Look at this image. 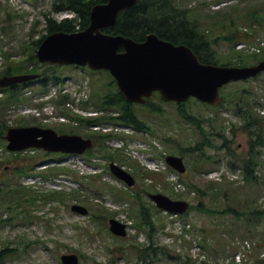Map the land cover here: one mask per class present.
Segmentation results:
<instances>
[{"label":"rangeland","instance_id":"1","mask_svg":"<svg viewBox=\"0 0 264 264\" xmlns=\"http://www.w3.org/2000/svg\"><path fill=\"white\" fill-rule=\"evenodd\" d=\"M179 3L210 38H223L211 44L221 64L234 59L239 54L237 50L244 55L256 54L247 48L260 46L264 40V0ZM54 6L55 0H0V78L8 72L25 73L20 65L29 66L28 73L48 69L35 62L36 40L48 33L49 17L58 21L76 17L73 11H56ZM257 53L263 54L264 48ZM51 70L62 81L58 80L57 85L50 82V103L45 95L38 94L42 89L37 82L31 85L32 93L30 86L22 89L17 101L11 90L0 91V135L6 127L20 126L23 121L54 128H71L64 126L66 123L79 125L69 117H59L54 99L60 93H69L74 99L65 105L71 114L92 116L106 112L95 109L97 93L118 90L107 72L72 66ZM80 84L86 91L77 99ZM242 88L253 91L250 100L264 113V73L256 79L227 85L222 92L226 101L217 109L195 99L185 105L187 112L204 120L201 125L206 134L181 115L175 102L155 96L154 105L132 103L136 115L145 123L143 129L114 121L91 125L90 130L77 129L80 134L102 129L126 137L107 138L105 144L96 145L91 155L40 158L42 162L30 174L36 175L52 164L66 168L62 175L51 178L37 179L16 172L33 161H28L29 154L37 155L38 151L15 158L0 137V177L5 178L0 180V252L7 253L1 264H62L64 253H77L81 264H181L172 255L164 254L161 247H153L148 259L141 258L140 248L152 242L155 246L168 245L173 253H189L202 264H255L257 258L263 260L264 146H253L251 135L239 128L241 121L234 112V102ZM90 96L93 102L84 109L81 102ZM109 110L116 116L123 111V105L113 104ZM104 151L114 155L113 161L135 176L134 186L110 171L112 158L105 157ZM169 154L184 156L185 173L168 167ZM249 157L254 158V174L245 170ZM53 190L63 191L64 199L44 197ZM157 192L196 206L187 215L173 217L149 197V193ZM74 203L89 208V215L72 211ZM204 207L212 212L204 211ZM107 210L111 213L102 215ZM94 213L99 216L94 218ZM149 216L155 229L144 223ZM112 217L128 224L127 236L120 238L110 231ZM245 252L248 255L243 257Z\"/></svg>","mask_w":264,"mask_h":264},{"label":"water","instance_id":"2","mask_svg":"<svg viewBox=\"0 0 264 264\" xmlns=\"http://www.w3.org/2000/svg\"><path fill=\"white\" fill-rule=\"evenodd\" d=\"M138 0H108L97 4L91 11L88 28L77 32L57 31L49 34L40 44L36 55L41 62L77 64L93 69H108L131 102H146L156 90L165 100L187 101L195 96L211 105L222 102L220 87L233 81L247 79L264 71V59L250 66H228L204 63L191 47L174 44L151 32L145 41H136L122 34H112L104 28L114 26L120 13L134 6ZM37 74L6 75L1 86H10L36 78ZM10 150H23L31 146L48 150L81 153L94 145V140L80 135L59 134L50 128L38 126L13 127L8 130ZM168 162L185 171L183 158L167 157ZM112 171L129 185L136 180L131 173L111 163ZM159 207L183 213L189 208L184 200H173L157 193L150 195ZM72 209L87 214L88 209L74 204ZM111 230L120 236L127 234L126 225L112 218ZM65 264H80L77 254H64Z\"/></svg>","mask_w":264,"mask_h":264},{"label":"trees","instance_id":"3","mask_svg":"<svg viewBox=\"0 0 264 264\" xmlns=\"http://www.w3.org/2000/svg\"><path fill=\"white\" fill-rule=\"evenodd\" d=\"M107 0H55V10H68L73 11L76 14L74 18H64L61 21L53 17H49L47 20L48 33L56 32V31H65V32H73L76 30L85 29L90 24V15L92 7L98 3H104ZM108 32L112 33H121L126 36H130L135 40L142 41L146 38L147 34L150 32L157 33L161 38L170 40L176 44L185 43L193 48V50L199 55L200 59L204 62L209 63H219V57L216 52L212 49L211 44L217 40H223V38L212 39L209 37L206 30L202 29L192 18L188 9L182 8L180 6L179 0H139L137 4L134 6L124 10L119 17L118 23L111 28L107 29ZM47 34H43L38 40L35 42V48L42 39ZM241 35L238 36L235 43L241 39ZM237 44V43H236ZM264 58V54L260 56V54H251V55H243L238 54V58L232 61H228V64H248L255 63L260 59ZM35 62L38 63L37 58L35 57ZM48 69L43 70V86L46 87L48 85V79L53 78L57 79L56 71L51 70L52 65H48ZM21 71L23 69L28 70L29 66L20 65ZM53 67H56L53 65ZM25 71V72H26ZM9 73V72H8ZM114 83H116L113 78ZM241 95L238 100L234 102V110L235 113L239 116L241 124L239 128L243 131L248 132L251 135V143L253 146L257 144L259 146H264V139L262 138V131L264 130V116L260 115L258 111H256L254 103L250 100V95L253 91L242 88L240 90ZM17 95L15 92L12 93V98L18 100L15 96ZM11 98V100H13ZM226 101V98H225ZM113 104L123 105V111L119 113L118 116L114 117L113 115H104L101 119L112 120L113 118H117L120 122L131 125L134 128L143 129L145 127V123L141 121L136 115V110L132 107L133 104L129 103L125 100L122 92L118 89L117 91H110L107 94H99L98 99V107L107 108L111 107ZM257 105L258 102H255ZM185 104L180 103V113L186 118L188 121L193 122L194 124L201 127L202 132L206 134L204 126H202L201 122L197 119L196 116L185 110ZM80 122L85 125L100 122L99 119H84L80 120ZM93 136L97 137L99 141H103L105 138L102 134L96 133ZM105 142V141H104ZM226 145L227 144H223ZM229 146V145H228ZM200 147V146H199ZM194 148H191L193 150ZM230 150V147H229ZM107 157L112 158L113 156L110 154L106 155ZM256 162V161H255ZM257 163V162H256ZM245 170L249 174H254L255 166H254V158L249 157L245 160ZM57 167H52V172L57 171ZM257 176V175H254ZM56 197H64V193L62 191H55L51 194ZM204 211L212 212V210L204 207L202 208ZM94 218L98 217V214L93 215ZM144 223L149 225L152 229L154 227V221L151 216L144 218ZM161 247L162 252L166 255L173 256L178 259L181 264H198L194 259H192L187 253H177L172 254L171 250L167 246H154L151 244L143 246L140 248V257L144 259H148V256H152V248ZM5 251L0 252V264L2 263V259L6 257ZM257 264H264V261H258Z\"/></svg>","mask_w":264,"mask_h":264},{"label":"flooded vegetation","instance_id":"4","mask_svg":"<svg viewBox=\"0 0 264 264\" xmlns=\"http://www.w3.org/2000/svg\"><path fill=\"white\" fill-rule=\"evenodd\" d=\"M22 86H25L24 84H18V85H16V86H14V87H12L13 88V90H19V89H21V87ZM33 122H22V124L20 125V126H28V125H33L32 124ZM8 128L9 127H6V132L4 133V132H2V134L0 135V137L2 138V140L5 142V143H7L8 144V140H7V138H6V135H7V132H8ZM6 147H7V145H6ZM28 151H31V149H27V150H23V151H15L14 152V156H15V158H17L18 156H22V154L25 156L26 155V153H28ZM17 167V166H16ZM21 167V166H20ZM5 179V178H4ZM2 177H0V180H4Z\"/></svg>","mask_w":264,"mask_h":264}]
</instances>
